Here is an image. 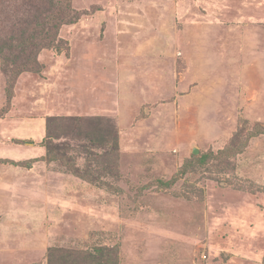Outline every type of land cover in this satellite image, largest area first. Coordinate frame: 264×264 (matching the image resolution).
Masks as SVG:
<instances>
[{
  "label": "rangeland",
  "instance_id": "1",
  "mask_svg": "<svg viewBox=\"0 0 264 264\" xmlns=\"http://www.w3.org/2000/svg\"><path fill=\"white\" fill-rule=\"evenodd\" d=\"M0 264H264V0H0Z\"/></svg>",
  "mask_w": 264,
  "mask_h": 264
},
{
  "label": "trees",
  "instance_id": "2",
  "mask_svg": "<svg viewBox=\"0 0 264 264\" xmlns=\"http://www.w3.org/2000/svg\"><path fill=\"white\" fill-rule=\"evenodd\" d=\"M63 24H67V23H63ZM46 157H47V156H46ZM45 160H46V158H43V157H42V159H41L40 161H43V162H44Z\"/></svg>",
  "mask_w": 264,
  "mask_h": 264
},
{
  "label": "water",
  "instance_id": "3",
  "mask_svg": "<svg viewBox=\"0 0 264 264\" xmlns=\"http://www.w3.org/2000/svg\"><path fill=\"white\" fill-rule=\"evenodd\" d=\"M194 153H198V151H197V150H195V151H194Z\"/></svg>",
  "mask_w": 264,
  "mask_h": 264
},
{
  "label": "crops",
  "instance_id": "4",
  "mask_svg": "<svg viewBox=\"0 0 264 264\" xmlns=\"http://www.w3.org/2000/svg\"><path fill=\"white\" fill-rule=\"evenodd\" d=\"M33 165V164H32Z\"/></svg>",
  "mask_w": 264,
  "mask_h": 264
}]
</instances>
